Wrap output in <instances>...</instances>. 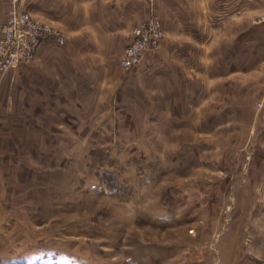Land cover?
<instances>
[{
    "label": "rangeland",
    "instance_id": "rangeland-1",
    "mask_svg": "<svg viewBox=\"0 0 264 264\" xmlns=\"http://www.w3.org/2000/svg\"><path fill=\"white\" fill-rule=\"evenodd\" d=\"M135 6L101 47L120 87L55 129L0 74V264H264V0ZM151 13L162 46L125 71Z\"/></svg>",
    "mask_w": 264,
    "mask_h": 264
},
{
    "label": "crops",
    "instance_id": "crops-1",
    "mask_svg": "<svg viewBox=\"0 0 264 264\" xmlns=\"http://www.w3.org/2000/svg\"><path fill=\"white\" fill-rule=\"evenodd\" d=\"M151 1L153 0L27 1L25 10L32 14L31 8L35 6L36 14L41 18L39 21L58 27L65 39L63 46L52 41L45 42L31 64L14 70L22 82L31 85L27 86L24 93L38 99L37 104L42 107L41 115L47 124L42 129H55L53 124H60L61 113L77 114L72 108L85 104L82 99L91 97L92 90L97 92L93 95L95 97H108L110 91L120 87L119 79L116 78L115 85V77L113 79L107 73L113 70L103 69L106 58L101 57L102 44L114 41L117 33L115 25L122 28L125 11H131L127 8L134 9L137 7L135 3ZM5 12V4L0 3V26L4 22ZM205 12L207 11L201 12L202 17L215 15L212 13L208 16ZM64 121L69 119L65 118ZM70 127L65 123L60 128L72 129Z\"/></svg>",
    "mask_w": 264,
    "mask_h": 264
},
{
    "label": "built area",
    "instance_id": "built-area-1",
    "mask_svg": "<svg viewBox=\"0 0 264 264\" xmlns=\"http://www.w3.org/2000/svg\"><path fill=\"white\" fill-rule=\"evenodd\" d=\"M27 1L0 0L6 6V19L0 28V74L29 64L47 41L56 45L65 42L58 27L36 20L25 10ZM258 23L264 24V14ZM163 41L161 22L151 14L132 29L131 42L119 59L120 68L125 71L137 68L147 53L160 50Z\"/></svg>",
    "mask_w": 264,
    "mask_h": 264
}]
</instances>
